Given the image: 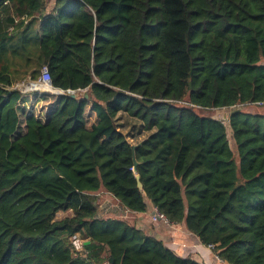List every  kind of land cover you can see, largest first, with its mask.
<instances>
[{
  "label": "trees",
  "instance_id": "trees-1",
  "mask_svg": "<svg viewBox=\"0 0 264 264\" xmlns=\"http://www.w3.org/2000/svg\"><path fill=\"white\" fill-rule=\"evenodd\" d=\"M43 66L64 93L42 116L15 85ZM98 191L264 264V0H0V264H199L98 217Z\"/></svg>",
  "mask_w": 264,
  "mask_h": 264
},
{
  "label": "crops",
  "instance_id": "crops-1",
  "mask_svg": "<svg viewBox=\"0 0 264 264\" xmlns=\"http://www.w3.org/2000/svg\"><path fill=\"white\" fill-rule=\"evenodd\" d=\"M47 1L48 7L51 8L54 0ZM96 197L98 217L115 218L124 221L146 235L160 240L165 247L172 250L175 254L192 258L199 264H222L216 258L213 249L202 244L194 234L185 228L183 223L165 224L161 221H152L150 217L153 209L152 205L149 204L145 212H133L123 208L117 199L105 191H98ZM59 212H69L68 215L71 214L69 210Z\"/></svg>",
  "mask_w": 264,
  "mask_h": 264
},
{
  "label": "rangeland",
  "instance_id": "rangeland-1",
  "mask_svg": "<svg viewBox=\"0 0 264 264\" xmlns=\"http://www.w3.org/2000/svg\"><path fill=\"white\" fill-rule=\"evenodd\" d=\"M17 84L19 85L21 91L25 92L24 94L25 102L24 103L26 105L27 111L34 112L37 115H40L41 113V115L43 116L46 110L49 108V105L55 102L54 99L56 95H58L57 92H54L53 90H50V89H46L40 85L32 87L28 85L26 82L24 83L20 82ZM240 106L239 108L244 109L245 111H257V110L262 111L263 110L262 107H256V106H241L240 107ZM231 109L232 108L211 109L209 110V113L213 117L223 120L226 126L227 140L232 150L235 151V145L232 140L231 130H230V127L228 125V120H227ZM117 124H118L119 129L125 134L128 141L132 144L139 142L144 137H146L148 134V132L144 131L141 128V124L138 120L131 118L123 113H119L117 115ZM68 214L69 212H59L56 214V218H61Z\"/></svg>",
  "mask_w": 264,
  "mask_h": 264
},
{
  "label": "built area",
  "instance_id": "built-area-1",
  "mask_svg": "<svg viewBox=\"0 0 264 264\" xmlns=\"http://www.w3.org/2000/svg\"><path fill=\"white\" fill-rule=\"evenodd\" d=\"M24 82H26L28 85H30L32 87L40 85V86H42V87H44L46 89L53 90L54 92H57L58 94L64 93L63 90L56 89V88H53L51 86L48 70H47V68L45 66H43L41 68V74H40V77L38 78V80H36V81L25 80ZM15 86L20 88L18 84H16ZM83 91L84 90H81L80 92H83ZM67 92L73 93V91H70V90H67ZM150 217H151L152 221H161V222H163L165 224H170V222L167 220V218L154 207H153V209H152V211L150 213ZM72 245L74 247V251L75 252L83 253V251H84V249H83V240H81L77 235L72 237ZM208 247L212 248L213 246L212 245H208ZM82 249H83V251H82ZM215 256L222 264H227L225 261H223L221 258H219L216 254H215Z\"/></svg>",
  "mask_w": 264,
  "mask_h": 264
},
{
  "label": "water",
  "instance_id": "water-1",
  "mask_svg": "<svg viewBox=\"0 0 264 264\" xmlns=\"http://www.w3.org/2000/svg\"><path fill=\"white\" fill-rule=\"evenodd\" d=\"M72 96H74V95L72 94ZM84 96H87V93H84ZM136 178H137V185H138L139 187H141V182H140V180H139V177L136 176ZM88 243H89V240H85V241L83 242L84 245H86V244H88Z\"/></svg>",
  "mask_w": 264,
  "mask_h": 264
}]
</instances>
